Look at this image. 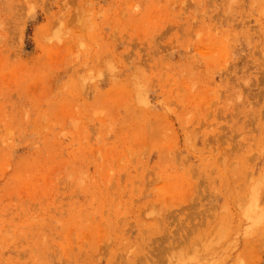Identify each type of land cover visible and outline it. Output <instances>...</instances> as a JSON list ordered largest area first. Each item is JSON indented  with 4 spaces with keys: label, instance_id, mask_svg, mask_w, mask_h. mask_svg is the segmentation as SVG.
<instances>
[{
    "label": "rangeland",
    "instance_id": "1",
    "mask_svg": "<svg viewBox=\"0 0 264 264\" xmlns=\"http://www.w3.org/2000/svg\"><path fill=\"white\" fill-rule=\"evenodd\" d=\"M0 264H264V0H0Z\"/></svg>",
    "mask_w": 264,
    "mask_h": 264
}]
</instances>
